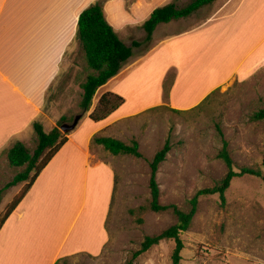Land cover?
I'll return each instance as SVG.
<instances>
[{
  "label": "crops",
  "instance_id": "obj_1",
  "mask_svg": "<svg viewBox=\"0 0 264 264\" xmlns=\"http://www.w3.org/2000/svg\"><path fill=\"white\" fill-rule=\"evenodd\" d=\"M98 1L128 44L157 5L174 2L0 0V158L15 142L37 138L35 121L46 131L56 126L46 111L48 93L68 53L82 49L80 13ZM262 6L264 0H223L200 23L186 17L160 23L153 47L138 57L134 49L120 72L98 89L91 110L1 227L0 264H80L99 255L109 241L107 218L118 178L112 161L96 149L117 155L100 144L95 148L94 136L115 137L112 125L152 107L192 108L228 81L254 73L264 64ZM108 91L122 95L124 103L103 120L90 119Z\"/></svg>",
  "mask_w": 264,
  "mask_h": 264
},
{
  "label": "rangeland",
  "instance_id": "obj_2",
  "mask_svg": "<svg viewBox=\"0 0 264 264\" xmlns=\"http://www.w3.org/2000/svg\"><path fill=\"white\" fill-rule=\"evenodd\" d=\"M173 1L179 7L191 2ZM221 1L201 7L185 20L193 24L202 22ZM177 22L183 25L184 21ZM141 33L145 35L144 29L131 32L128 40L131 43L135 39L143 41L145 37L140 38ZM153 43L136 47L135 56L149 51ZM90 72L82 49L73 48L46 100V111L56 119V125L62 115L67 116L66 122L72 123L76 115L82 113L81 83ZM172 78L173 72L166 87ZM263 107L264 64L248 77L228 81L197 107L175 109L164 104L112 125L109 132L128 144L138 141L143 156L122 153L113 157L96 149L100 157L112 161L118 182L107 218L109 241L99 255L84 257L79 263L173 264L174 239H163L148 250L140 251L146 235L159 233L178 219L172 208L154 211L150 207L151 162L155 154L170 142L171 149L157 175L161 202L188 211L190 200L198 190L214 186L228 172L226 162L219 155L225 141L236 171L248 166L264 173V120L252 118ZM94 145L98 148L95 141ZM26 146L33 152L37 138L29 140ZM23 168L12 165L7 155L0 158V188ZM25 183L9 186L4 191L0 217ZM225 194V203L218 193L199 197L197 212L189 229L182 234L181 264H264V179L251 174L238 175Z\"/></svg>",
  "mask_w": 264,
  "mask_h": 264
},
{
  "label": "trees",
  "instance_id": "obj_3",
  "mask_svg": "<svg viewBox=\"0 0 264 264\" xmlns=\"http://www.w3.org/2000/svg\"><path fill=\"white\" fill-rule=\"evenodd\" d=\"M213 1L215 0H191L190 3L182 7H179L175 2H170L154 8L150 16L143 23V28L146 32L145 39L143 41L133 40L131 44L126 43L108 21L103 4L100 1L85 8L79 15L77 38L82 45L87 67L92 70V72H90L85 81L81 83L83 89L80 101L82 113L77 115H81L82 118L84 114L91 110L98 89L120 72L129 58L134 54V49L136 47L151 42L153 33L160 23L187 17ZM165 89L166 95H168L169 87L165 86ZM207 98L208 96L205 99ZM124 101V97L118 93L112 91L105 92L100 97L96 108L89 113V118L94 121L103 120L119 108ZM203 101L200 104H202ZM252 118L264 120V107L256 111L252 115ZM67 120V116H62L59 124L50 131H46L44 125L40 121H35L33 127L37 136V146L33 152L22 141L15 142L8 149L7 157L10 163L17 167L23 166L24 168L14 176L11 182L3 188H0V202L2 201L4 191L9 186L16 185L20 182L26 183L21 193L11 201L7 210L1 215L0 229L26 196L43 169L67 143L69 132H64L60 128ZM93 140L116 155L123 153L133 154L137 157L143 156L139 149V142L136 140L133 141V144H128L121 139L102 135H95ZM170 149V142L167 141L165 146L155 154L151 162L150 207L154 211H163L172 208L178 219L175 224L163 229L159 233L146 235L140 251L148 250L153 245L160 243L163 239H174L176 244L172 254L173 264H181L182 250L184 248L182 234L189 229L193 217L197 212L199 197L201 195L218 193L222 202L225 203V193L234 177L243 174H251L264 179V173L260 169L248 166H243L240 171H236L234 169L233 157L228 150V142L225 141L219 155L226 162L228 172L214 186L198 190L190 200V210L186 211L180 209L177 205L163 204L161 202V188L157 175L159 166L166 159ZM63 264L67 263L64 262Z\"/></svg>",
  "mask_w": 264,
  "mask_h": 264
},
{
  "label": "water",
  "instance_id": "obj_4",
  "mask_svg": "<svg viewBox=\"0 0 264 264\" xmlns=\"http://www.w3.org/2000/svg\"><path fill=\"white\" fill-rule=\"evenodd\" d=\"M80 119H81V115H77L72 123H68V122L63 123L60 127L61 130H63L64 132H71L77 127Z\"/></svg>",
  "mask_w": 264,
  "mask_h": 264
}]
</instances>
